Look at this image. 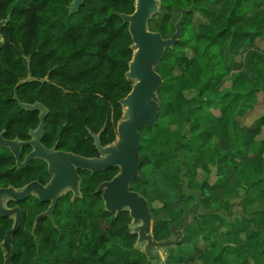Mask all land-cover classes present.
Wrapping results in <instances>:
<instances>
[{"label":"trees","instance_id":"obj_1","mask_svg":"<svg viewBox=\"0 0 264 264\" xmlns=\"http://www.w3.org/2000/svg\"><path fill=\"white\" fill-rule=\"evenodd\" d=\"M134 1L83 0L71 13L72 0H0V20L7 19L0 28V132L5 139H30L40 110L23 109L19 103L39 102L48 110L41 140L45 147L92 158L100 156L95 136L102 146L115 140L123 113L119 100L132 88L126 78L132 39L128 23L118 14H131ZM159 2L166 10L157 31L163 38H168L163 33L170 30L174 9L189 11L179 38L159 61H169L172 92L160 99V74L158 119L152 127L139 128V174L130 187L146 198L153 220L169 223L180 215L169 228L191 208L213 210L219 199L237 203L247 217L248 226L239 230L236 244H223L220 233L231 234L232 226L223 223L209 229L217 215H204L184 234L178 258L169 254L166 264H204L210 248H219L210 264H221L230 247H240L235 257L241 259L246 245L250 254L241 264H264V136L249 140L241 122L260 99L263 112L253 127L264 126V54L250 51L244 71L235 59L241 47L264 40V0ZM159 121L171 132L187 127V140L177 142L181 156L165 150L144 152L141 138L149 137ZM30 150L21 148V161ZM118 171L117 166L94 172L79 169L80 195L67 191L59 196L51 217L41 215L49 202L34 195L8 200V207L21 211L20 226L12 233L10 264H145L146 255L136 250L129 211H107L98 190ZM212 176L218 183L209 189ZM226 177L232 178L230 186ZM50 178L43 159L17 167L9 149L0 154V187L21 188L34 180L44 185ZM186 185L199 191V202L190 203ZM13 222L0 216V264L5 260L1 242Z\"/></svg>","mask_w":264,"mask_h":264},{"label":"water","instance_id":"obj_2","mask_svg":"<svg viewBox=\"0 0 264 264\" xmlns=\"http://www.w3.org/2000/svg\"><path fill=\"white\" fill-rule=\"evenodd\" d=\"M159 0H135L134 11L131 14L119 13L124 22L128 23V31L132 39V57L126 72V78L132 81L130 92L119 100L123 107L122 118L117 124L116 143L102 146L98 136H95V146L99 157H84L72 152L57 150L55 146L45 147L41 140L44 134V118L48 110L36 102L34 104L19 103L21 108L27 110H40L39 125L29 132L30 139L20 141L9 140L3 137L0 132V146L7 147L14 155L16 166L24 167L35 158L43 159L51 178L46 184L34 180L21 188L13 186L0 187V216L12 217V227L6 231L1 242L5 251L3 264H10L12 256V233L20 226L21 211L18 206L8 207L3 204V199L21 201L29 195L36 196L41 202H49V206L41 215L51 217L56 200L62 195L65 189L73 193V197L80 195L78 170H89L91 172L104 170L117 166L119 171L110 180L102 182L98 190H102V199L107 211L118 214L122 210H128L132 219L131 222L140 224L132 231L137 234L136 243L144 242V254L147 258L155 260L160 264V249L168 250L179 244L183 238V231L191 226L187 218L192 210L184 213L183 218L172 225L170 231L175 235L171 241L158 242L151 234L153 221L149 203L144 196L130 187L131 182L139 174V150L141 126L152 127L156 124L159 114V100L157 90L162 85L161 75L155 70L164 55L166 48L172 47L181 33V24L185 14L189 10H181V17L175 23V31L168 38H163L159 32L148 29V21L153 12L158 9ZM83 0H72L69 11L76 12L82 5ZM7 22V19L0 20V28ZM3 40H0V49ZM16 99V94L14 95ZM30 146L31 150L20 160L21 148ZM193 210L196 208H192Z\"/></svg>","mask_w":264,"mask_h":264},{"label":"rangeland","instance_id":"obj_3","mask_svg":"<svg viewBox=\"0 0 264 264\" xmlns=\"http://www.w3.org/2000/svg\"><path fill=\"white\" fill-rule=\"evenodd\" d=\"M157 4H158V9L152 13L151 18L148 21V29L150 31H156V32L159 31L162 16L166 13V10L161 7L159 1ZM180 17H181V11H179L178 9H174V11L171 14L170 30L165 31L163 33L165 37H169L170 34L174 31L175 23L178 21V19ZM202 30H205V29L203 28ZM253 50L259 51V52L264 54V40L258 38V39H256V41L254 42V44L251 47L250 46L249 47L243 46L240 48V51H239L238 55L235 56V59L238 61V63L241 64V70L242 71L245 70V64H246L248 54L250 53V51H253ZM169 66H170L169 61L164 59L161 61V63L158 64L157 69H156L157 72L164 77V86L159 91L161 100H163V99L166 100L167 98H169V96L172 92V83L169 79ZM226 85H229V82H227ZM262 112H263V106L261 104V100L259 99V101L256 103L254 109L251 111H248L241 118L242 124L245 127H247L246 133H247L249 140H251L254 135H257L258 138H262L264 136V126L260 127V128H254L253 127V121ZM213 113L215 116H218L220 114V110L216 109L213 111ZM158 124L159 125L155 127V129L151 132V135L149 137H147V138L142 137L141 138V144L144 147V152H150L151 150H165L171 155L177 154V155L181 156L182 153L176 149L177 142H180V141L184 142L187 140V136H186L187 135L186 134L187 127L183 126L182 131H180V132H171L168 128L163 126L161 121H159ZM113 143H116V140ZM5 149H8V148L0 146V154L3 153V151ZM206 153L208 156H211V150L210 149H206ZM177 170L182 172L180 166H177ZM199 178H200V175H199ZM210 180L211 181L208 183L207 187L209 189H212L218 183V181H217V183H213L214 180H216V178L213 176L210 178ZM225 180L227 181L229 186L232 184V178L231 177H226ZM67 190L68 189H65L62 194H65L67 192ZM184 191L187 194H190V196H192L193 200L190 203L195 202V201L199 202V193H198L199 191L189 190L187 188V185H186ZM202 196L203 195L200 193V198H202ZM261 196L264 198V193H262ZM6 202H7V198H4L3 204L5 206H6ZM154 206L159 207L160 204L155 203ZM191 210L193 212H190L189 216L187 218V220H188L187 222H190L191 220H193V222L191 223V226H190L191 228L198 226L203 221V219H204L203 216L207 215L208 213H212V212L214 214H216L217 217H214L212 220H210L209 229H211L214 226L217 228L218 227L220 228V226H223L222 225L223 223L232 226L231 227L232 228L231 234L224 235L222 232L220 233L221 234L220 235V241L223 244L235 243L238 239L239 230H241L245 226H248L247 217L241 211V209L237 203H228V202L223 201L222 199H219L218 203L216 204V206L211 211L206 210V208H196L194 210L191 208ZM180 218H181L180 215L176 214L170 218L169 223L165 222L164 220H162L160 218L159 219L154 218V220L152 221V224H151L150 232L154 236L155 240L158 242L174 240L175 235L172 234L171 231L169 230V224L172 221H175V220L177 221ZM139 224H140V222H138L137 224L131 222L130 229L132 231H134V229ZM190 227H187L183 231V237H184V234L187 232V230ZM221 229L226 230L225 227H222ZM181 242H182V240H181ZM179 244H176L173 247H171L167 251L168 252L167 255L172 254V256L174 258H178L179 251H178L177 247L179 246ZM144 246H145L144 242L136 243V250L143 254L144 253ZM238 248H240V247H236V248L230 247L227 250L228 252L225 253V256L223 258V261H221V264H241V260H242L243 256L245 254L246 255L250 254L249 250L251 247H250V245H246V247L241 248V249H243V252H245V254L242 255L241 259L235 257V254H240L242 252ZM215 249H217L215 251V254H216V253H218L219 248H215ZM166 250L167 249H165V248L160 249V261H161L160 264H166L165 259H166L167 255L164 256V252ZM209 250L210 249H208L207 254L209 253ZM229 252H231V253H229ZM207 259L208 260L210 259V255L207 256ZM155 262H156L155 260L147 258L145 264H156ZM173 263L174 264H180L176 260H174ZM185 264H187V263H185Z\"/></svg>","mask_w":264,"mask_h":264},{"label":"crops","instance_id":"obj_4","mask_svg":"<svg viewBox=\"0 0 264 264\" xmlns=\"http://www.w3.org/2000/svg\"><path fill=\"white\" fill-rule=\"evenodd\" d=\"M216 250L217 249H215V248H210L209 253L203 257L204 264H209L210 263L211 258L215 255V251ZM209 255H210V259L208 260L207 256H209Z\"/></svg>","mask_w":264,"mask_h":264}]
</instances>
